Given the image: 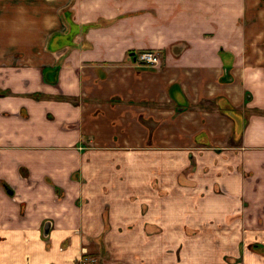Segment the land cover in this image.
Masks as SVG:
<instances>
[{"label":"crops","instance_id":"0c3cea01","mask_svg":"<svg viewBox=\"0 0 264 264\" xmlns=\"http://www.w3.org/2000/svg\"><path fill=\"white\" fill-rule=\"evenodd\" d=\"M251 3L0 0V262L68 264L106 209H253L238 247L264 245V14ZM144 51L160 64L140 65Z\"/></svg>","mask_w":264,"mask_h":264},{"label":"rangeland","instance_id":"374dc122","mask_svg":"<svg viewBox=\"0 0 264 264\" xmlns=\"http://www.w3.org/2000/svg\"><path fill=\"white\" fill-rule=\"evenodd\" d=\"M258 8L264 14V0L251 3L248 14L252 16ZM255 112L264 115V111ZM244 210L248 219L251 218L253 209ZM245 212L235 209H106L102 212L103 229L98 235L90 236L89 245H84L83 233L78 235L84 239L79 249L82 260L78 255L67 261L68 264H235L238 259L244 264L255 256L256 262L264 264V245L253 242L238 247L241 235L249 232L237 226L240 222L249 223L244 218ZM142 225L145 235L141 234ZM49 234L50 230L47 237L43 236L42 226V240H48ZM18 252L4 257L0 264H47L46 261L32 263L31 252L21 251L19 255ZM56 259L64 262L67 257Z\"/></svg>","mask_w":264,"mask_h":264},{"label":"trees","instance_id":"16d2710c","mask_svg":"<svg viewBox=\"0 0 264 264\" xmlns=\"http://www.w3.org/2000/svg\"><path fill=\"white\" fill-rule=\"evenodd\" d=\"M60 14H61L62 18L64 19L66 25L68 26V32H67L68 34H66V38L70 42L72 40V38L74 37V35L76 34L74 24L72 23V10H70L69 8H65V9L61 10ZM95 26H97V25H95V24L88 25L87 27H84V29H88V28L95 27ZM48 71H49V69H44L43 70L44 75Z\"/></svg>","mask_w":264,"mask_h":264},{"label":"built area","instance_id":"2783aa9c","mask_svg":"<svg viewBox=\"0 0 264 264\" xmlns=\"http://www.w3.org/2000/svg\"><path fill=\"white\" fill-rule=\"evenodd\" d=\"M135 59L140 65L145 67H155L160 64V57L153 51L140 52Z\"/></svg>","mask_w":264,"mask_h":264},{"label":"water","instance_id":"95a60500","mask_svg":"<svg viewBox=\"0 0 264 264\" xmlns=\"http://www.w3.org/2000/svg\"><path fill=\"white\" fill-rule=\"evenodd\" d=\"M50 227H51L50 223H45L43 225V236H45V237L48 236V232L50 230Z\"/></svg>","mask_w":264,"mask_h":264},{"label":"flooded vegetation","instance_id":"af4514ba","mask_svg":"<svg viewBox=\"0 0 264 264\" xmlns=\"http://www.w3.org/2000/svg\"><path fill=\"white\" fill-rule=\"evenodd\" d=\"M47 223H48V222H47ZM44 224H45V223H44ZM44 224H43V225H44ZM79 260H80V261L82 260L81 255H80V257H79Z\"/></svg>","mask_w":264,"mask_h":264}]
</instances>
